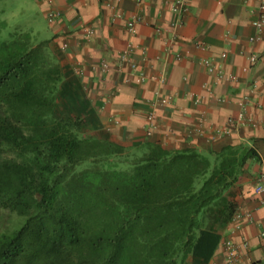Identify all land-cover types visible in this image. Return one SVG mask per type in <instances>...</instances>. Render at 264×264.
Here are the masks:
<instances>
[{"label": "trees", "instance_id": "trees-1", "mask_svg": "<svg viewBox=\"0 0 264 264\" xmlns=\"http://www.w3.org/2000/svg\"><path fill=\"white\" fill-rule=\"evenodd\" d=\"M5 27L0 264H209L254 149L85 136L88 103L60 53Z\"/></svg>", "mask_w": 264, "mask_h": 264}, {"label": "crops", "instance_id": "crops-1", "mask_svg": "<svg viewBox=\"0 0 264 264\" xmlns=\"http://www.w3.org/2000/svg\"><path fill=\"white\" fill-rule=\"evenodd\" d=\"M107 1L0 0V20L8 25L6 14L19 13L20 22L11 25L12 31H28L38 39L42 30L40 39L60 53V63L77 77L88 103L87 116L93 123L85 127V136L106 135L128 147L155 143L168 151L219 150L237 144L254 149L256 156L248 159L235 196L242 215L240 228L231 222L221 241L246 242L247 248L240 249V263L264 264L259 236L264 233V190L255 192L258 184L264 187L260 177L264 172V27L257 33L252 24L261 0H189L183 14L171 10L172 0H111L109 5ZM50 11L58 13L52 21L47 18ZM135 16L138 20L130 34L126 22ZM84 27L92 28L93 34L84 35ZM128 43L133 46V72L129 63L119 64L118 59ZM250 54L256 62L243 73ZM203 59L221 63L238 81L212 79ZM102 61L109 63V69L99 73ZM141 69L147 75L163 74L166 80L162 85L139 82L134 76ZM157 89L160 97L171 99L157 108L155 128L147 136L145 113ZM243 97L252 124H228ZM217 129L220 134H215ZM221 241L209 264H222Z\"/></svg>", "mask_w": 264, "mask_h": 264}, {"label": "built area", "instance_id": "built-area-1", "mask_svg": "<svg viewBox=\"0 0 264 264\" xmlns=\"http://www.w3.org/2000/svg\"><path fill=\"white\" fill-rule=\"evenodd\" d=\"M111 0H108L107 4H110ZM139 2V0H138ZM189 0H172L170 7L173 12H176L178 14H183L187 10V3ZM58 13L56 11H50L47 14V18L49 21H52L54 17H57ZM138 20V17L135 16L132 19L128 20L126 22V29L130 34L134 33V23ZM177 24H181L180 21L177 22ZM256 32H260L262 28L264 27V0H261L257 7V17L252 22ZM84 35L89 36L93 34V29L90 27H84L82 29ZM258 39V36L252 37L251 40ZM133 51V46L131 43H128L127 46L120 52L118 55L119 64L122 63H129L131 67V72L136 70V65L130 61V56ZM220 57H224V53L220 54ZM256 62V56L253 54H250L248 56V64L246 66L242 67V72L247 73L251 67ZM202 64L206 67L207 74L214 80H226L232 83H235L238 81V76H236L233 73L226 72L223 65L219 62L215 61H209L208 59H203ZM109 69V63L107 61H102L100 67H99V73L106 72ZM135 79L139 82H143L145 80H152L156 83L162 85L166 77L163 74H157V75H147L144 70H139L135 74ZM157 97L156 99L151 102L150 109H148L145 113V127L144 132L147 136L151 135L154 128H155V117H156V110L158 107H161L167 103H169L171 97H160L159 90L157 89L156 92ZM208 95L211 97L213 96V93L209 90ZM193 99L196 101L198 97L196 94H193ZM246 101L247 98L243 97L237 101L238 106V112L234 117L228 118V124L231 125H237L239 123H247L252 124L253 118L251 115H247L246 113ZM223 129L222 132L224 133ZM221 130L217 129L215 130V134H220ZM260 177H264V172L260 175ZM264 190V187L261 184H258L255 188L256 193H261ZM249 217V215L247 216ZM242 219L241 213L238 211L235 212L232 218L233 226L235 229L240 228V222ZM259 236L263 238L262 247L264 248V233L260 232ZM241 248H247L246 242H235L231 238H224L221 241L220 249H221V256H222V264H241L240 263V249Z\"/></svg>", "mask_w": 264, "mask_h": 264}, {"label": "rangeland", "instance_id": "rangeland-1", "mask_svg": "<svg viewBox=\"0 0 264 264\" xmlns=\"http://www.w3.org/2000/svg\"><path fill=\"white\" fill-rule=\"evenodd\" d=\"M7 16V22H8V25L6 24V27H5V29H3L2 30V34H3V36H7L8 35V33L10 32V31H12V29H11V25H14L15 23H19L20 22V14L19 13H17V12H15V13H7L6 14ZM0 18L2 19V16L0 15ZM41 33V34H40ZM40 35L39 36H37V37H39L38 39L40 40V38L42 37V33H43V31L42 30H40Z\"/></svg>", "mask_w": 264, "mask_h": 264}]
</instances>
